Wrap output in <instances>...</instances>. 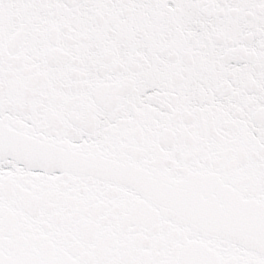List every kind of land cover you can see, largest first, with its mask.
<instances>
[{
  "label": "snow or ice",
  "instance_id": "obj_1",
  "mask_svg": "<svg viewBox=\"0 0 264 264\" xmlns=\"http://www.w3.org/2000/svg\"><path fill=\"white\" fill-rule=\"evenodd\" d=\"M0 264H264V0H0Z\"/></svg>",
  "mask_w": 264,
  "mask_h": 264
}]
</instances>
